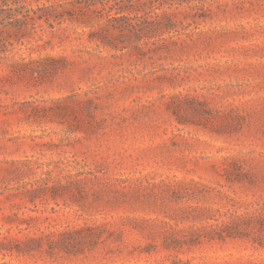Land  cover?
Listing matches in <instances>:
<instances>
[{"label":"rangeland","instance_id":"obj_1","mask_svg":"<svg viewBox=\"0 0 264 264\" xmlns=\"http://www.w3.org/2000/svg\"><path fill=\"white\" fill-rule=\"evenodd\" d=\"M0 264H264V0H0Z\"/></svg>","mask_w":264,"mask_h":264},{"label":"trees","instance_id":"obj_2","mask_svg":"<svg viewBox=\"0 0 264 264\" xmlns=\"http://www.w3.org/2000/svg\"><path fill=\"white\" fill-rule=\"evenodd\" d=\"M133 7H129L128 9H132ZM124 10H126V8H119L118 12L116 13V15L122 14V12H124ZM156 22V21H155Z\"/></svg>","mask_w":264,"mask_h":264}]
</instances>
